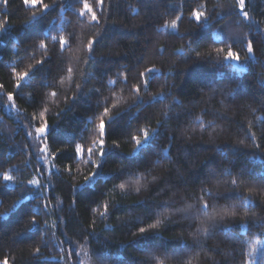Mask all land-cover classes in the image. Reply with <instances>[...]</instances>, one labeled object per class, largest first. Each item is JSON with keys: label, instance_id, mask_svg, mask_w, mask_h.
I'll list each match as a JSON object with an SVG mask.
<instances>
[{"label": "trees", "instance_id": "trees-1", "mask_svg": "<svg viewBox=\"0 0 264 264\" xmlns=\"http://www.w3.org/2000/svg\"><path fill=\"white\" fill-rule=\"evenodd\" d=\"M251 244L264 0H0V264H248Z\"/></svg>", "mask_w": 264, "mask_h": 264}, {"label": "snow or ice", "instance_id": "snow-or-ice-1", "mask_svg": "<svg viewBox=\"0 0 264 264\" xmlns=\"http://www.w3.org/2000/svg\"><path fill=\"white\" fill-rule=\"evenodd\" d=\"M99 2L102 3L103 0H99ZM39 3H42V0H24V4H25V5H36V4H39ZM238 3H239L240 8L243 10V8H244V6H245V0H238ZM48 7H49V5H46V4L44 5V8H45V9H47ZM85 8L87 9L88 12H91V13H92V20H96L97 17H96V15H95V13L93 12L92 7L86 3V4H85ZM81 14L83 15V13H81ZM244 14H245V16H247V13H246V12H245ZM194 15H195V19H196L197 21H199V20L201 19V17L203 16V13L197 12V13H195ZM175 27H176V23L173 22V24H172V28H175ZM60 43H61L62 46L66 44V41H65V39H64L63 37H61V39H60ZM41 46L44 47L45 45H43V43H42ZM88 47H89V48L92 47V42H91V41H89V45H88ZM247 50H248L249 53H251V52L253 51V47H252V44H251L250 42H249V44H248V46H247ZM224 59H230V60H234V61H239V60H240V56H239V54H237V53L233 52L231 49H229L228 52H227V54H226V56L224 57ZM69 71H71V70L69 69ZM152 71H155V69H150V70H149V73H151ZM27 75H28L27 72L22 73V74H20V77H19V78H20V79H24ZM141 75H143V73H142ZM137 90H138V89H137ZM53 95H55V93H53ZM8 98H9V100L12 99L11 94L9 95ZM109 111H110V110H109L108 108H105V109H104V115H105V116H108ZM43 115H44V113H41V116H43ZM97 127H98V129H99V136H100V138H99L98 140H94V141H93V145L98 149V151H99V155H100L101 157H103V156L105 155L104 147H103L105 142H104L103 137H104V135H105V129H106V123H105V120H104L103 118L100 119V122H99V124L97 125ZM47 129H48V125H47V122L45 121L43 124H41L39 127L36 128V132H37L38 134H41V135H42V134H44V133L47 132ZM142 131L144 132L143 139H144V140L149 139V133H148V131H147V130H142ZM132 139L135 141V143H136L138 146L142 143V139H141V137L133 136ZM43 150H44V151H47L46 148L43 149ZM75 151H76V153H77L78 155H82L83 152H84V148H83L82 145H79V144H78V145H76V149H75ZM87 152L91 155V154L93 153V148H91V147L88 148V149H87ZM97 167H99V165H97ZM95 175H96L95 172L91 173L90 176H86V177H85V181H88V180L94 178ZM4 178H5V180H10V179H11V177H10V176H7V175H5ZM234 182H235V181H234ZM119 187H120L121 189H124V188H125V184L121 183V184L119 185ZM209 195H210V194H209ZM207 208H208V205H207V204L203 205V210H206ZM106 210H107V206H105V211H106ZM32 222L35 223V217H33ZM152 227H155V225H153ZM145 231H146V229H144V228H141V229H140V232H141V233H144ZM36 251L39 252V249H37ZM2 264H8V261L5 259V260L2 262Z\"/></svg>", "mask_w": 264, "mask_h": 264}, {"label": "rangeland", "instance_id": "rangeland-1", "mask_svg": "<svg viewBox=\"0 0 264 264\" xmlns=\"http://www.w3.org/2000/svg\"><path fill=\"white\" fill-rule=\"evenodd\" d=\"M231 61H232L233 65L235 66L236 69H238V70H245L246 69V65L244 63H240L239 61H234V60H231ZM7 109L10 112L15 111L14 104L12 103L11 100L9 101ZM249 254H250V261L248 264H264V258H263V256L259 255L257 247L254 244L250 245Z\"/></svg>", "mask_w": 264, "mask_h": 264}]
</instances>
